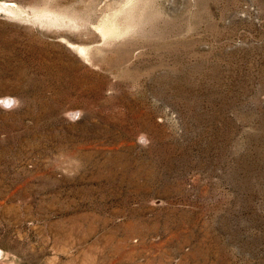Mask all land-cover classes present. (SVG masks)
Masks as SVG:
<instances>
[{
	"label": "rangeland",
	"instance_id": "374dc122",
	"mask_svg": "<svg viewBox=\"0 0 264 264\" xmlns=\"http://www.w3.org/2000/svg\"><path fill=\"white\" fill-rule=\"evenodd\" d=\"M0 264H264V0H0Z\"/></svg>",
	"mask_w": 264,
	"mask_h": 264
},
{
	"label": "bare ground",
	"instance_id": "6f19581e",
	"mask_svg": "<svg viewBox=\"0 0 264 264\" xmlns=\"http://www.w3.org/2000/svg\"><path fill=\"white\" fill-rule=\"evenodd\" d=\"M11 10V9H10Z\"/></svg>",
	"mask_w": 264,
	"mask_h": 264
}]
</instances>
